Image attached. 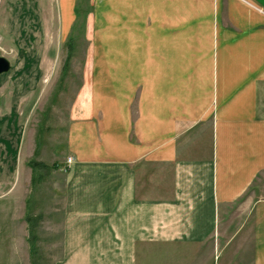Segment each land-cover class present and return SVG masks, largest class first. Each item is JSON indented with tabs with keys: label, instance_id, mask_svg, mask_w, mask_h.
Returning <instances> with one entry per match:
<instances>
[{
	"label": "crops",
	"instance_id": "obj_1",
	"mask_svg": "<svg viewBox=\"0 0 264 264\" xmlns=\"http://www.w3.org/2000/svg\"><path fill=\"white\" fill-rule=\"evenodd\" d=\"M3 12L16 53L0 73V129L29 106L30 64L39 83L68 73L70 57L30 52L83 41L63 153L13 168L28 193L38 168L55 169L53 264H264V0H15Z\"/></svg>",
	"mask_w": 264,
	"mask_h": 264
},
{
	"label": "rangeland",
	"instance_id": "obj_2",
	"mask_svg": "<svg viewBox=\"0 0 264 264\" xmlns=\"http://www.w3.org/2000/svg\"><path fill=\"white\" fill-rule=\"evenodd\" d=\"M14 1L7 0L5 2V0H2L0 13L4 14L5 6L9 8L11 5L13 8ZM13 15H15L14 19H17L15 20L17 25L20 26L18 30L20 32L24 28L25 23L23 15L19 12L17 14L14 12ZM17 25L10 19L9 31L14 32L13 29H17ZM78 34L72 36L70 41L71 48H67V45H65V37L56 51L51 48V50L47 51L37 50L30 52L34 58H38L40 54L43 56L45 53L48 58L52 59L62 60L70 57L68 73L67 75H60L57 73L59 72V67H57L52 69V80L50 83H39L43 75L42 71L39 70L38 63H35L38 70H34L36 68L34 63L30 64L28 71L32 74L30 75L31 83L29 86L33 88V91L28 102L29 106L24 109L21 118L16 116L14 125L10 121L9 125H6L4 129H0V177L6 175L9 178L10 176L9 183L13 182V186L8 190L5 188L6 185L3 188V192L0 189V264H53L58 254V231L55 222L48 216L47 210L43 211L46 206L44 200L48 198L50 192L52 201L49 206L54 207L56 210L60 206V183L50 174V172L55 170L53 165L50 167V172L46 174L47 170L40 168L35 171L29 193L27 191L29 188L27 183L25 185H16L17 171L14 172L13 168L15 162L16 170L18 169V155L21 157L19 167L22 169L25 166L23 163L25 157L30 156L35 161H37V158L38 160L40 158L50 160L63 153L65 123L72 95L78 85L80 60L83 56V41L80 31ZM14 36L18 37L17 35ZM17 41L22 43L20 37ZM48 42L55 46L54 42L59 41H56L54 36L49 35ZM11 44L12 35L6 34V32L3 34L2 30H0V56L13 57L16 52L9 49ZM67 51H69L70 55ZM8 71L1 74H6ZM23 121L26 126H23ZM0 128H2L1 125ZM24 133L26 134L25 138ZM28 137L30 139L29 144L27 143ZM22 140H24V144H22ZM34 148L36 152L31 156ZM25 174L27 175V173ZM38 175H40V178H37ZM263 184L264 180L261 177L255 182V186H258L260 193L263 191ZM14 186L16 188V198L14 209L12 210L13 204L11 200ZM25 196L26 198H24ZM41 207L43 208L41 209ZM23 213L29 218V222H26L28 223L27 229L22 227L24 224L22 221ZM42 215L43 218H41ZM44 215L47 217H44ZM12 222L15 223L16 228L21 227L20 233H16L18 241L13 240L7 234V230L9 228L11 230L10 224ZM31 236L33 239L30 238Z\"/></svg>",
	"mask_w": 264,
	"mask_h": 264
},
{
	"label": "water",
	"instance_id": "obj_3",
	"mask_svg": "<svg viewBox=\"0 0 264 264\" xmlns=\"http://www.w3.org/2000/svg\"><path fill=\"white\" fill-rule=\"evenodd\" d=\"M8 67V60L5 57L0 56V73L7 71Z\"/></svg>",
	"mask_w": 264,
	"mask_h": 264
},
{
	"label": "trees",
	"instance_id": "obj_4",
	"mask_svg": "<svg viewBox=\"0 0 264 264\" xmlns=\"http://www.w3.org/2000/svg\"><path fill=\"white\" fill-rule=\"evenodd\" d=\"M29 164H30V166H31L32 168H33L34 166H37V165L43 166L40 162H37V161H35V160H31V161L29 162ZM25 219H26V222H29V218H28V217H26ZM30 238L33 239L32 236H31Z\"/></svg>",
	"mask_w": 264,
	"mask_h": 264
},
{
	"label": "built area",
	"instance_id": "obj_5",
	"mask_svg": "<svg viewBox=\"0 0 264 264\" xmlns=\"http://www.w3.org/2000/svg\"><path fill=\"white\" fill-rule=\"evenodd\" d=\"M65 162H66V164H70L72 162V157L71 156H67L65 158Z\"/></svg>",
	"mask_w": 264,
	"mask_h": 264
}]
</instances>
